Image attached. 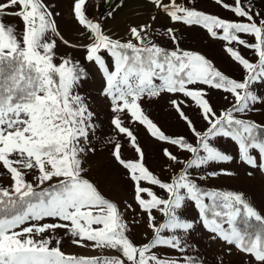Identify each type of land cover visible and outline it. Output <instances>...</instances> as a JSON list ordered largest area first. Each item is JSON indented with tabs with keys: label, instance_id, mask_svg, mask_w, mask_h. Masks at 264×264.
Here are the masks:
<instances>
[{
	"label": "snow or ice",
	"instance_id": "1",
	"mask_svg": "<svg viewBox=\"0 0 264 264\" xmlns=\"http://www.w3.org/2000/svg\"><path fill=\"white\" fill-rule=\"evenodd\" d=\"M87 2L67 0L66 37L58 0H0V264H264V214L210 186L236 175L220 165L264 176V0H140L119 27ZM189 32L221 42L239 78L182 47ZM154 104L183 131L150 118ZM140 126L159 145L155 171ZM98 145L119 177L109 190L127 196L92 176Z\"/></svg>",
	"mask_w": 264,
	"mask_h": 264
},
{
	"label": "rangeland",
	"instance_id": "2",
	"mask_svg": "<svg viewBox=\"0 0 264 264\" xmlns=\"http://www.w3.org/2000/svg\"><path fill=\"white\" fill-rule=\"evenodd\" d=\"M59 9L62 12V17L58 18V24L62 34L66 37L76 35L74 32V24L72 15L69 11L67 0H58ZM123 4V7L118 5ZM140 7V0H116L110 7L104 8L99 4L97 7V0H88L86 3L87 15L90 18H106L109 12H113L115 20L108 18L107 25L109 27H119L125 20L134 19L133 14ZM208 11L216 12L217 9L209 8ZM221 16H229V13L220 11ZM184 48L195 49L212 59L216 65L226 74L239 78L240 70L235 67L229 59L226 57L224 52L221 50V42H214L208 40L201 33L189 32L185 33V41L181 45ZM82 92L90 93L95 97V83L89 81L88 84L81 89ZM222 101L219 100L218 95H213V103L219 104ZM150 118L157 122L164 131L168 133L183 131L176 120L163 110L160 104H154L150 108L148 105H144ZM93 110L97 112L100 119H106L107 108L104 101L99 98H95L93 102ZM138 140L141 146L144 148L147 154V163L150 168L156 170V161L158 160L159 145L151 139L147 134L146 130L142 126L136 131ZM132 150L128 147L125 148L124 156L131 157ZM92 176L105 177L106 185H102V190L105 195L113 196V198H119L120 196H127L128 193L124 189H119L118 193L110 191L109 189H116L119 184L118 173L116 172L114 165L110 162L108 152L105 148L98 145V151L95 156L91 158ZM218 167L229 168L236 172L235 176L227 177L221 176L215 180L210 181V186L224 189L244 192L246 196L254 203L258 210L264 214V176L257 174L255 178L247 176L245 168L236 164L220 165ZM2 183L7 185L8 181L3 180ZM194 214V213H193ZM196 240L200 243L201 251L204 252L209 259H211L215 246H209V242L206 239H201L200 235H196ZM63 250L65 252L81 253L83 250L70 247L65 243Z\"/></svg>",
	"mask_w": 264,
	"mask_h": 264
},
{
	"label": "water",
	"instance_id": "3",
	"mask_svg": "<svg viewBox=\"0 0 264 264\" xmlns=\"http://www.w3.org/2000/svg\"><path fill=\"white\" fill-rule=\"evenodd\" d=\"M116 0H100V5L104 8L110 7Z\"/></svg>",
	"mask_w": 264,
	"mask_h": 264
}]
</instances>
